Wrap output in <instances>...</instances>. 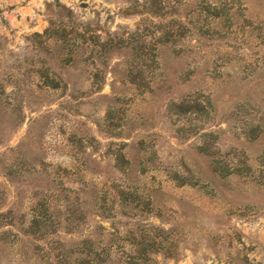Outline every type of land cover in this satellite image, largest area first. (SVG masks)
<instances>
[{
    "label": "rangeland",
    "instance_id": "374dc122",
    "mask_svg": "<svg viewBox=\"0 0 264 264\" xmlns=\"http://www.w3.org/2000/svg\"><path fill=\"white\" fill-rule=\"evenodd\" d=\"M0 264H264V0H0Z\"/></svg>",
    "mask_w": 264,
    "mask_h": 264
},
{
    "label": "trees",
    "instance_id": "16d2710c",
    "mask_svg": "<svg viewBox=\"0 0 264 264\" xmlns=\"http://www.w3.org/2000/svg\"><path fill=\"white\" fill-rule=\"evenodd\" d=\"M220 15H218L219 17ZM161 34V33H160ZM163 34V33H162ZM154 40L155 44H159L162 42H167L164 39L163 35H160L159 37L151 38ZM136 42V43H134ZM134 42L129 38V40H126L121 38L117 41L118 46L120 47H131L133 49L134 55L131 58V61L128 66V81L130 83L136 84V86H142L144 84V81L142 78V75L145 71L150 70L152 62L156 60L155 53H152L149 50V43L141 40V41H135ZM132 51V50H131ZM149 72V71H148ZM140 83V85H139ZM172 108H177L176 105ZM219 170L217 167L214 168V171ZM231 173L235 171H230Z\"/></svg>",
    "mask_w": 264,
    "mask_h": 264
}]
</instances>
